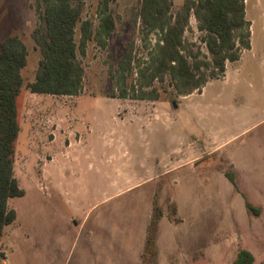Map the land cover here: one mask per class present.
<instances>
[{"label":"rangeland","instance_id":"obj_1","mask_svg":"<svg viewBox=\"0 0 264 264\" xmlns=\"http://www.w3.org/2000/svg\"><path fill=\"white\" fill-rule=\"evenodd\" d=\"M34 1L0 0V40L16 32L27 51L12 160L24 194L7 201L16 217L0 236V264H143L152 198L173 223L159 224L161 264H232L240 248L253 253V264H264V173L241 174L234 183L221 173L231 169L228 157L242 166L264 157V0H244L250 48L227 63L225 79H209L215 81L186 106L168 78L153 81L154 100L110 96L118 92L114 69L123 51H131L132 66L141 68L157 38L142 31L141 0H83L81 19L91 22L92 31L105 14L114 29L92 36L78 51L81 91L29 92L25 84L40 56L31 38ZM182 2L170 0L171 12ZM199 35L191 15L185 43L209 58ZM132 83L136 73L121 84ZM257 121L258 128L218 155L146 180L157 152L177 144L180 151L191 138L203 146L200 129L225 137ZM129 181L138 184L123 190Z\"/></svg>","mask_w":264,"mask_h":264},{"label":"trees","instance_id":"obj_2","mask_svg":"<svg viewBox=\"0 0 264 264\" xmlns=\"http://www.w3.org/2000/svg\"><path fill=\"white\" fill-rule=\"evenodd\" d=\"M33 7L31 38L40 56L34 78L25 88L36 94H79L84 68L78 51L83 52L92 36L111 33L114 29L111 15H103L92 31L91 22L81 19L83 0H35ZM191 15L209 58L200 57L198 49L194 51L185 43L183 34ZM138 17L142 31L154 32L157 38L147 54L146 65L141 68L132 66L131 51H123L114 69L118 92H112L111 97L154 100L152 83H162L165 78L178 95L199 91L209 79L224 75L226 62L238 60L241 51L250 48L244 0H183L175 12H171L170 0H141ZM77 24H80L79 44L74 39ZM26 56L18 33H9L0 40V236L16 217L15 210L7 205L8 199L24 194L12 174V160L19 130L17 96L23 86L21 71ZM135 73L136 83L128 87L121 84L126 75ZM225 176L234 183L233 171L227 170ZM161 215L154 198L141 253L143 264H155V233ZM253 262V254L240 248L232 264Z\"/></svg>","mask_w":264,"mask_h":264},{"label":"crops","instance_id":"obj_3","mask_svg":"<svg viewBox=\"0 0 264 264\" xmlns=\"http://www.w3.org/2000/svg\"><path fill=\"white\" fill-rule=\"evenodd\" d=\"M228 62L225 63V71L224 75L222 76V79L226 78L227 74V64ZM219 80V79H215ZM212 80V81H215ZM208 81L199 91L197 92H191L189 94L181 96V103L180 106H186L187 105V100H189L192 96L199 94L201 95L202 92L204 91L206 85H208L210 82ZM217 93L214 94L211 98L212 101L216 100ZM166 117H169L171 114H169L168 110H164ZM260 121L255 122V124H251L250 126L244 127L242 130L235 134H231L230 136H217L216 133H209L207 130L200 129L201 130V136L205 140L204 143L202 144L203 146H199L198 143L199 141L197 139H189L186 143V145H183L184 148L179 151L178 144L176 147L171 148L170 150H167L166 152H157L156 157H152V162L148 168H147V178L146 180L152 181L154 178L171 174L175 171H177L179 168L184 167V166H191L192 164L195 165L202 157L207 156L210 154V156L213 155H218L219 151L223 149L227 144L231 143L232 141L236 140L237 137L243 136L245 133L250 132V130L255 127L258 128V124ZM206 132V133H204ZM201 145V144H200ZM214 158V157H213ZM228 160V165L230 164V170L233 171L234 173V180H238L241 174H255L257 172H260L261 174L264 173V157H260L258 161H255V164L252 165H244L240 162H235L231 157L227 158ZM193 165V166H194ZM227 171V170H226ZM224 170H221V173L225 176ZM226 177V176H225ZM227 178V177H226ZM152 179V180H151ZM228 179V178H227ZM138 182H127L126 185L124 186L123 190H128L134 186H136ZM154 197V196H153ZM153 199L152 198V206H153ZM157 202V201H156ZM156 205L161 209L159 203H156ZM151 206V210H152ZM151 211L149 213L150 217ZM161 219L166 220L170 225H173L169 219H167V216L165 215L164 211H162V215L159 218V221L157 223V228H156V233H155V264H161V258H159L157 255V252L159 250L158 247V242L161 239V234L159 232V224L161 222ZM149 221V218H148ZM148 222L146 224V229H147ZM146 237V236H145ZM172 240V239H170ZM93 250V248H92ZM91 250V251H92ZM249 251V250H248ZM251 252V251H250ZM252 253V252H251ZM253 254V253H252ZM254 256V255H253ZM141 257V254H140Z\"/></svg>","mask_w":264,"mask_h":264}]
</instances>
